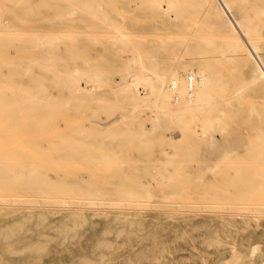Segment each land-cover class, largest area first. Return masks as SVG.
I'll use <instances>...</instances> for the list:
<instances>
[{
  "label": "bare ground",
  "instance_id": "bare-ground-1",
  "mask_svg": "<svg viewBox=\"0 0 264 264\" xmlns=\"http://www.w3.org/2000/svg\"><path fill=\"white\" fill-rule=\"evenodd\" d=\"M67 102L75 110L91 103L95 119L71 133L76 139L56 132ZM228 136L259 137L256 159L264 163V0H0V199L65 193L98 202L108 194L86 181L78 192L63 188L62 177L51 180L57 156L138 167L233 166L220 148L208 158L195 153ZM244 171L226 176L220 191L252 200L263 214L264 169Z\"/></svg>",
  "mask_w": 264,
  "mask_h": 264
},
{
  "label": "rangeland",
  "instance_id": "rangeland-1",
  "mask_svg": "<svg viewBox=\"0 0 264 264\" xmlns=\"http://www.w3.org/2000/svg\"><path fill=\"white\" fill-rule=\"evenodd\" d=\"M39 18L46 20L45 16ZM46 26L47 23H43L42 28ZM70 27L72 32L78 33L75 36H83L80 27ZM87 47L86 56L92 58V48ZM68 58L66 61H71V65L72 58ZM75 105L78 106L76 102H67L68 107L56 129L65 138L95 121L90 112L91 103L79 104L82 111L75 110ZM53 133L54 129L48 126L44 136ZM80 136L84 141L94 139ZM238 137L228 136L196 148L195 153L201 159L208 158L209 153L219 148L223 150L220 151L222 159L226 157L228 163L234 164H227V169L223 164L198 165L194 162L177 169L87 163L77 158L60 159L59 162L57 156L50 165L51 180L62 177V187L66 185L65 188L78 192L85 187L79 184L86 181L108 196H102L98 202L90 196L73 197L72 194L71 197L65 193L8 201L0 199V264H264V213L254 212L249 204L252 200L238 202L231 199L232 192L220 191L226 176H232L234 170H246L254 176L257 170L264 169V163L256 159L258 152L255 150L262 140L256 136H247L246 141V138L241 140L242 137L236 139ZM76 138L77 134H72L71 139ZM229 145L234 147L233 151ZM74 149L82 155L87 153L84 148ZM39 153L48 158L53 156L41 149ZM118 188L138 191L140 196L138 200L130 197L131 200L129 196L115 195ZM138 188H144L147 194ZM174 189L180 194L173 195ZM91 202L102 205L93 209L89 206Z\"/></svg>",
  "mask_w": 264,
  "mask_h": 264
}]
</instances>
